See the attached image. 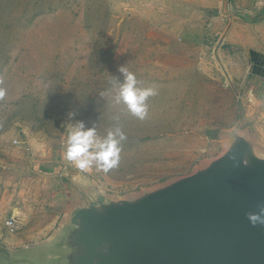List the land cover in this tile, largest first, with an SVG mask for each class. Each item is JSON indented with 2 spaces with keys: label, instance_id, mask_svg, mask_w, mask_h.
<instances>
[{
  "label": "rangeland",
  "instance_id": "1",
  "mask_svg": "<svg viewBox=\"0 0 264 264\" xmlns=\"http://www.w3.org/2000/svg\"><path fill=\"white\" fill-rule=\"evenodd\" d=\"M207 3L0 0V217L17 222L7 236L46 240L81 188L132 196L221 154L235 123L264 130L263 109L215 63ZM121 65L157 89L144 120L114 103ZM69 112L100 136L119 123L118 167L81 173L64 159Z\"/></svg>",
  "mask_w": 264,
  "mask_h": 264
},
{
  "label": "water",
  "instance_id": "2",
  "mask_svg": "<svg viewBox=\"0 0 264 264\" xmlns=\"http://www.w3.org/2000/svg\"><path fill=\"white\" fill-rule=\"evenodd\" d=\"M190 174L128 197L79 190L55 232L0 264H264V150L239 130Z\"/></svg>",
  "mask_w": 264,
  "mask_h": 264
},
{
  "label": "crops",
  "instance_id": "3",
  "mask_svg": "<svg viewBox=\"0 0 264 264\" xmlns=\"http://www.w3.org/2000/svg\"><path fill=\"white\" fill-rule=\"evenodd\" d=\"M206 7L211 10L210 33L217 38L213 51L222 56L215 63L221 67L226 85L234 82L241 97L252 98L253 108L264 111V0H208ZM241 124L231 128L239 125L242 133L263 145V129H242ZM4 221L0 217V245L9 249L26 246L20 236H7Z\"/></svg>",
  "mask_w": 264,
  "mask_h": 264
},
{
  "label": "clouds",
  "instance_id": "4",
  "mask_svg": "<svg viewBox=\"0 0 264 264\" xmlns=\"http://www.w3.org/2000/svg\"><path fill=\"white\" fill-rule=\"evenodd\" d=\"M122 79L115 77L114 103L123 104L127 111L139 120H144L148 115V99L157 95L155 86L140 87L136 75L129 71L125 65L119 66ZM68 119L73 121L66 125L67 139L65 144L64 159L81 173L88 172L95 167L104 173L118 167L120 163L121 144L126 140V135L119 123L109 129L104 136H100L94 124L87 127L82 120H74V113L69 112ZM115 121L120 116L114 115ZM248 220L252 225H264V206L258 212H249Z\"/></svg>",
  "mask_w": 264,
  "mask_h": 264
},
{
  "label": "built area",
  "instance_id": "5",
  "mask_svg": "<svg viewBox=\"0 0 264 264\" xmlns=\"http://www.w3.org/2000/svg\"><path fill=\"white\" fill-rule=\"evenodd\" d=\"M5 226L10 230L14 231L17 228V222L14 217H10L5 221Z\"/></svg>",
  "mask_w": 264,
  "mask_h": 264
}]
</instances>
